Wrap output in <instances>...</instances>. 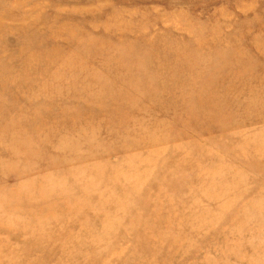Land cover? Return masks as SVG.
I'll list each match as a JSON object with an SVG mask.
<instances>
[{
  "label": "rangeland",
  "instance_id": "rangeland-1",
  "mask_svg": "<svg viewBox=\"0 0 264 264\" xmlns=\"http://www.w3.org/2000/svg\"><path fill=\"white\" fill-rule=\"evenodd\" d=\"M0 264H264V0H0Z\"/></svg>",
  "mask_w": 264,
  "mask_h": 264
}]
</instances>
